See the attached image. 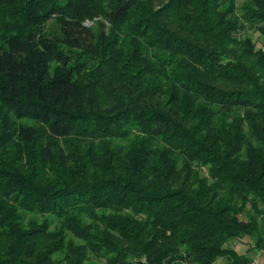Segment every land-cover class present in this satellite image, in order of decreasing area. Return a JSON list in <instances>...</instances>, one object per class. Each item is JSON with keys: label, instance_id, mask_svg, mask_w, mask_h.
I'll return each instance as SVG.
<instances>
[{"label": "trees", "instance_id": "16d2710c", "mask_svg": "<svg viewBox=\"0 0 264 264\" xmlns=\"http://www.w3.org/2000/svg\"><path fill=\"white\" fill-rule=\"evenodd\" d=\"M245 204L264 0H0V264H248Z\"/></svg>", "mask_w": 264, "mask_h": 264}, {"label": "rangeland", "instance_id": "374dc122", "mask_svg": "<svg viewBox=\"0 0 264 264\" xmlns=\"http://www.w3.org/2000/svg\"><path fill=\"white\" fill-rule=\"evenodd\" d=\"M48 25H51V22H48ZM245 32L248 33L249 35H251L252 40L254 42V44L256 46H259L261 44V35L257 34L255 31L253 30H249V29H245ZM257 207L259 208L258 211H255L254 208L252 207H248L247 204L244 205V208L247 212L248 216L254 217L255 221L258 224V233L257 235L260 236L261 241L260 244L264 245V206H260V204H257ZM259 212V213H258ZM245 214L241 213L239 214V217L242 219L244 218ZM26 219L30 218L31 220H36L37 222L41 221L45 216L43 215H36V213L34 214H26L25 215ZM47 219H50V222L48 223V228H53L57 226V221L55 218L51 217V216H47ZM69 239H71L73 242H76L77 240H74L71 237V234H67V236ZM255 240V235L251 236V235H244V236H240L239 238L236 239H232L228 241V246H230L232 249H234L236 252H244L245 248L252 244ZM78 242V241H77ZM248 259V264H264V249L262 250H250L249 252L245 253ZM59 257H61V255H57ZM104 262L103 259L97 258L92 256L91 254L88 255V257L82 262V264H102ZM224 259L219 257L214 259L212 264H224Z\"/></svg>", "mask_w": 264, "mask_h": 264}]
</instances>
